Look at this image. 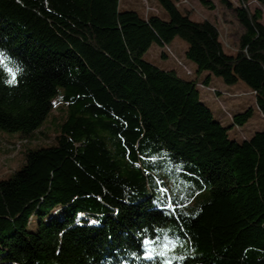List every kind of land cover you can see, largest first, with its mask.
Listing matches in <instances>:
<instances>
[{"label":"trees","instance_id":"trees-1","mask_svg":"<svg viewBox=\"0 0 264 264\" xmlns=\"http://www.w3.org/2000/svg\"><path fill=\"white\" fill-rule=\"evenodd\" d=\"M119 1L0 0V128L40 132L60 87L70 108L55 144L29 151L0 179V262L264 264V131L230 138L198 88L218 93L212 75L241 80L264 115V0H218L246 29L232 54L215 24L176 0H158L167 18L122 11ZM177 36L197 72H209L204 82L144 59L153 43ZM252 114L232 119L242 125ZM167 163L180 165L195 193L209 190L198 208L165 186ZM57 206L61 216L50 215ZM79 219L65 256L52 258L59 228ZM175 242L190 253L182 263L158 255Z\"/></svg>","mask_w":264,"mask_h":264},{"label":"rangeland","instance_id":"rangeland-1","mask_svg":"<svg viewBox=\"0 0 264 264\" xmlns=\"http://www.w3.org/2000/svg\"><path fill=\"white\" fill-rule=\"evenodd\" d=\"M176 2L182 11L189 12L192 19H208L218 27L225 52L232 54L237 50L240 37L246 29L232 8L221 4L218 0H214L215 9L202 5L198 0H176ZM250 5L253 10L260 6L256 1H252ZM119 9L122 11L134 10L142 16L155 13L167 18V13L158 0H120ZM262 10V22L264 23V6H262ZM187 49V41L177 36L164 45L153 43L144 54V59L163 69H175L179 75L188 80H197L202 83L209 72H197V64L186 56ZM163 52L166 56L162 55ZM186 71H191L192 74H187ZM208 85L215 88L218 93L198 87L201 100L212 110L215 118L229 127L230 138L242 141L250 139L258 131H264V115L258 109L256 98L245 82L240 80L237 83L228 84L221 77L212 75ZM62 92L63 89L60 87L59 92L54 95L53 102L55 105L47 115L44 125L39 130L40 132L36 131L34 135L30 136L20 131H8L0 128V179H8L17 170H20L26 163V156L29 151L55 144L54 139L61 132L62 125L70 112L69 105L62 99ZM249 108L253 109L250 119L242 125L235 124L232 116L245 112ZM164 166L166 168L160 174L161 179L180 203H187L189 210L198 208L207 199L209 190L205 188L195 193L192 178L181 174L179 164L167 163ZM61 213V206H57L50 215L59 217ZM82 218L87 219L91 226H98L96 221L87 215H82ZM36 222L37 218L33 217L31 227H35ZM83 224L84 222L79 219L74 225L59 228L53 244L49 245V253L52 258L60 260L65 256V240L71 235L74 227ZM157 250L159 256L167 257L170 261L178 260L181 263L190 254L183 244L176 242L175 244L164 243ZM0 264L23 263L0 262Z\"/></svg>","mask_w":264,"mask_h":264},{"label":"snow or ice","instance_id":"snow-or-ice-1","mask_svg":"<svg viewBox=\"0 0 264 264\" xmlns=\"http://www.w3.org/2000/svg\"><path fill=\"white\" fill-rule=\"evenodd\" d=\"M9 72H11L13 78H15L16 72H13L12 69H9ZM143 244H144L145 247H147L148 244H149V240H148V239H145V240L143 241ZM146 255H148V253H146Z\"/></svg>","mask_w":264,"mask_h":264},{"label":"bare ground","instance_id":"bare-ground-1","mask_svg":"<svg viewBox=\"0 0 264 264\" xmlns=\"http://www.w3.org/2000/svg\"><path fill=\"white\" fill-rule=\"evenodd\" d=\"M33 217H31V219H32Z\"/></svg>","mask_w":264,"mask_h":264},{"label":"built area","instance_id":"built-area-1","mask_svg":"<svg viewBox=\"0 0 264 264\" xmlns=\"http://www.w3.org/2000/svg\"><path fill=\"white\" fill-rule=\"evenodd\" d=\"M190 72V71H189Z\"/></svg>","mask_w":264,"mask_h":264}]
</instances>
